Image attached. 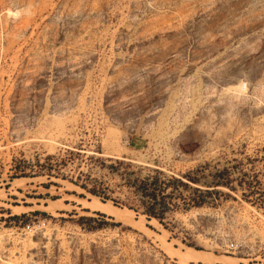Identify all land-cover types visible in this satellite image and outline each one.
<instances>
[{
	"label": "rangeland",
	"instance_id": "obj_1",
	"mask_svg": "<svg viewBox=\"0 0 264 264\" xmlns=\"http://www.w3.org/2000/svg\"><path fill=\"white\" fill-rule=\"evenodd\" d=\"M263 149L264 0H0V264H264V209L240 192L162 225L101 217L71 182L78 163L118 190L115 160L180 176Z\"/></svg>",
	"mask_w": 264,
	"mask_h": 264
},
{
	"label": "trees",
	"instance_id": "obj_2",
	"mask_svg": "<svg viewBox=\"0 0 264 264\" xmlns=\"http://www.w3.org/2000/svg\"><path fill=\"white\" fill-rule=\"evenodd\" d=\"M66 162L60 161L57 156H48L46 164L40 167L49 175L55 172L59 175ZM259 164L263 165L262 169L258 168ZM76 168V180L71 182L85 192L79 195L81 198L89 194L103 203L111 202L117 208L139 213L148 220L155 219L162 225L167 215L174 210L189 212L216 206L215 196L220 193V188L240 192L242 200L259 210L264 209V181L261 179L264 177V155L254 158L249 156L245 161L233 160L222 169L205 163L180 176H169L159 169L150 170L149 174L142 176L139 171L131 170L132 163L115 160L114 164L104 168L120 177L118 190L91 179L81 170L80 163ZM118 193L121 195L115 196ZM98 215L105 217L104 214ZM78 224L88 231L102 230L108 226L107 222L93 217H81Z\"/></svg>",
	"mask_w": 264,
	"mask_h": 264
},
{
	"label": "bare ground",
	"instance_id": "obj_3",
	"mask_svg": "<svg viewBox=\"0 0 264 264\" xmlns=\"http://www.w3.org/2000/svg\"><path fill=\"white\" fill-rule=\"evenodd\" d=\"M27 181V180H26ZM23 181H21V180H16V181H14L13 183H12V185H14V186H18V185H21V183H22ZM20 187V186H19ZM93 198H95V197H93ZM95 199H93V201L91 202V201H85V200H78V203L79 204H82L83 205V208H87V209H90V210H92V211H97V212H100V213H103V214H106V215H108V216H111V217H114V218H117V219H119L120 220V218H122L123 217V215H122V213H120L119 211H121V212H127V213H129V214H133L134 215V213H133V211H130V210H127V209H125V210H119V209H117V208H115L113 205H112V203L111 202H108V203H102V202H99V201H94ZM96 200H98V198H96ZM61 203V202H60ZM52 206V205H51ZM51 206H49V207H51ZM40 208H41V206H39ZM44 208V207H43ZM53 208V207H52ZM13 209L16 211L15 213L16 214H18V212H23V211H20V210H27L26 208H21V207H18V206H14L13 207ZM47 209H48V207H47ZM50 209V208H49ZM54 209H56V208H54ZM50 210H52V209H50ZM29 211V210H28ZM54 211V210H53ZM20 214V213H19ZM125 216V215H124ZM142 218V217H141ZM144 218V217H143ZM145 220V219H144ZM153 221H155V220H153ZM157 223V222H156ZM187 251V250H186ZM191 251V250H190ZM175 252H178V253H181L182 251L181 250H179V249H175ZM192 252V251H191ZM191 254V253H190ZM183 256H184V254H182ZM181 255V256H182ZM192 255V254H191ZM190 255V256H191ZM195 255V254H194ZM187 255H185V257H186ZM208 256V255H207ZM188 257V256H187ZM199 259H201V258H199ZM205 258H203V260H204ZM210 259V258H209ZM215 259V258H214ZM264 263V262H263ZM187 264H188V262H187Z\"/></svg>",
	"mask_w": 264,
	"mask_h": 264
},
{
	"label": "built area",
	"instance_id": "obj_4",
	"mask_svg": "<svg viewBox=\"0 0 264 264\" xmlns=\"http://www.w3.org/2000/svg\"><path fill=\"white\" fill-rule=\"evenodd\" d=\"M25 231H28V232H32V231H34V226H32L31 224H27V225H25L24 226V228H23Z\"/></svg>",
	"mask_w": 264,
	"mask_h": 264
}]
</instances>
